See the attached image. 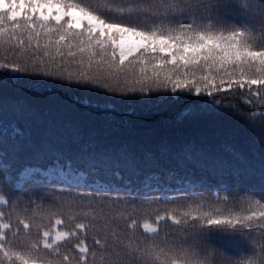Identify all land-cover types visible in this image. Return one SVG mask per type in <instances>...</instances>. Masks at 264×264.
I'll return each mask as SVG.
<instances>
[{
    "label": "snow or ice",
    "instance_id": "obj_1",
    "mask_svg": "<svg viewBox=\"0 0 264 264\" xmlns=\"http://www.w3.org/2000/svg\"><path fill=\"white\" fill-rule=\"evenodd\" d=\"M0 57V264H264V124L251 155L225 145V158L194 142L143 153L106 145L75 122L90 112L73 116L77 103L99 109L110 129L116 106L184 105L179 118L237 114L255 126L264 118V0H0ZM37 87L84 94L72 105L49 101L66 117L58 144L25 128L42 115L28 96ZM216 180L232 191L213 202L203 192ZM39 184L71 197L59 205L71 210L67 225L21 210L24 195L36 204L25 187ZM152 201L175 207L156 226L139 224L136 205ZM165 221L174 234L161 235Z\"/></svg>",
    "mask_w": 264,
    "mask_h": 264
},
{
    "label": "trees",
    "instance_id": "obj_2",
    "mask_svg": "<svg viewBox=\"0 0 264 264\" xmlns=\"http://www.w3.org/2000/svg\"><path fill=\"white\" fill-rule=\"evenodd\" d=\"M77 95L83 97L84 94L80 92L69 93L59 88L40 89L37 87L28 91V96L34 97L37 104L40 106L42 115L37 116L35 119H27L25 121L26 130L30 132L32 137L37 141H47L52 144L60 143L62 137L65 135L64 122L66 117L56 106L50 104L49 101L59 99L64 104L72 105ZM91 99L93 102L100 100L102 104L106 102L96 96H92ZM229 102L239 105V97H230ZM109 108H112L110 102ZM184 108V105H174L168 109L161 108L159 111L153 110L149 112L147 110H138L136 112H125L121 110L120 106H116L113 111L115 124H113L110 129L105 128L103 113L99 109L85 108L83 105L77 103L73 110V116L80 117L83 113L90 112L91 115L84 117L83 121L79 119L75 121L82 124V130L85 133H87L90 128L95 127L98 132L97 139L103 144L114 147L126 144L138 153H143L145 151L156 152L163 144L178 148L183 144L194 142L197 145H202L211 150L214 154L224 155L225 158H227V154L224 151L225 145H231L236 150L251 155L254 146L262 138L260 126L264 124V118L258 120L253 127H249L237 114L218 113L190 119L185 113L184 118H179L178 114L184 110ZM262 110L264 109H256V111ZM256 162L258 166L259 155L256 157ZM184 187L185 189L193 190L189 189L187 184H185ZM206 187L208 190L204 191L203 195L206 199L213 202L215 201L214 194L216 192H219V196L222 198L226 194L230 195L232 191V188L229 189L228 193L221 190L224 189L226 185L220 183L219 180L210 183ZM243 187L244 186L241 185L242 190ZM35 188L50 189L52 185L39 184L36 185ZM156 190L157 186L155 184H152L151 187L142 189L145 194H152ZM164 190L167 189L165 188ZM75 191L74 189L73 195ZM199 192V185L194 186V194L199 195ZM14 194L17 196L22 195L20 192ZM176 194V192H169V195ZM50 195L51 193L32 192V199L36 200V204L30 203L29 197L24 195L23 200L25 204H21V206H27L28 216H31L33 209L42 210V207H44ZM143 205L145 206L144 208L136 205L139 209L137 220L142 218L140 215L150 214L151 209H154L155 213L164 215L167 214L168 210L175 207L173 204L156 203L155 201L147 202ZM13 223L15 224L14 220ZM151 223L156 226L155 221ZM65 225H61L60 227H65ZM159 227L161 235H164L165 232L169 234H174L176 232V229L171 226L170 221L161 222ZM91 235L92 233L90 231L88 241L90 245ZM136 236H142V227L137 229ZM228 251L231 253L234 249H229Z\"/></svg>",
    "mask_w": 264,
    "mask_h": 264
},
{
    "label": "rangeland",
    "instance_id": "obj_3",
    "mask_svg": "<svg viewBox=\"0 0 264 264\" xmlns=\"http://www.w3.org/2000/svg\"><path fill=\"white\" fill-rule=\"evenodd\" d=\"M44 189V188H43ZM43 189H36L35 191L32 190V186H27L24 189V192H33V193H46V194H50L49 199L46 201L44 207H42L41 212L49 214V215H45L44 216V223L45 224H54V220L55 218H62L65 220V224H67V220H68V216L71 214V210L67 207L61 208L59 205L61 202L66 201V200H70L71 197L67 196V195H59L56 192H52V191H44ZM48 198V196H47ZM144 203H139L137 204L138 206L144 208L145 206L143 205ZM21 210H23L24 206L20 207ZM139 212L138 207H136V211L134 214V218L137 219V213ZM51 213H56L57 215L55 217L51 216ZM161 213H155L154 209H151V213L150 214H145V215H140L142 218H140L138 221L139 224H143L145 221L151 223L153 221H155L156 216ZM31 217V216H29ZM15 221V219H13ZM37 220H39V217H37Z\"/></svg>",
    "mask_w": 264,
    "mask_h": 264
}]
</instances>
